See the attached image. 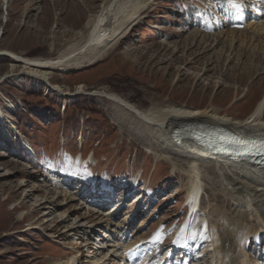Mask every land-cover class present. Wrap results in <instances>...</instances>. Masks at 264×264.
<instances>
[{
	"label": "rangeland",
	"instance_id": "374dc122",
	"mask_svg": "<svg viewBox=\"0 0 264 264\" xmlns=\"http://www.w3.org/2000/svg\"><path fill=\"white\" fill-rule=\"evenodd\" d=\"M1 2V52L55 59L79 42L76 38L82 31L87 33V18L99 10L102 0H9L6 14ZM174 11L171 3L157 0L143 13L140 23L129 30L128 38L109 47L101 60L80 68L49 69L51 84L71 97H61L57 92L45 94L47 86L20 73L21 63L10 55L0 56V111L16 128L14 132L7 126L11 137L0 136V264H56L79 252L83 255L79 264H86L88 254L97 249L92 245L96 240L101 239L100 255L111 251L107 247L123 245L117 239L113 241L114 234L122 232L125 217L138 208L136 200H125V210L112 222L108 217L111 211L104 215L87 206L85 193L78 195L62 188L59 173L66 164L68 149L84 154L93 151L99 162L94 167L100 169L98 172H105L106 167H116L119 175L141 172L147 182L159 187L154 196L158 203L147 210V217H157L149 229L181 212L190 187L184 168L193 162L180 161L177 165L169 161L175 171L160 164L158 155L166 152L151 142L156 139L149 135L150 129L118 111L101 92L117 94L141 110L186 106L235 121L246 119L264 99V37L245 43L228 42L232 46L226 45L224 39L209 36L193 40L191 31H181L179 15ZM222 47L224 53H217ZM257 51L258 59L250 56ZM79 87L84 88L80 93ZM25 141L34 146L37 157L23 150ZM61 147L65 150L58 152ZM55 167V173L49 174ZM201 167L211 176L207 165ZM95 169L90 167L88 175L96 174ZM220 184L223 197V181ZM62 192L74 201L66 203ZM209 202L214 203L213 197L205 195L204 209ZM201 231L190 237L196 248L188 249L190 257L198 256L202 250L214 255L210 246L204 245L207 238L202 242ZM134 232L133 238L138 234L141 241L149 235L144 234L148 229L140 232L141 236L139 231ZM199 238L205 247L201 250ZM262 254L264 249L258 252L255 264H264Z\"/></svg>",
	"mask_w": 264,
	"mask_h": 264
},
{
	"label": "bare ground",
	"instance_id": "6f19581e",
	"mask_svg": "<svg viewBox=\"0 0 264 264\" xmlns=\"http://www.w3.org/2000/svg\"><path fill=\"white\" fill-rule=\"evenodd\" d=\"M1 1L2 10H4L6 14L9 0ZM156 1L157 0H102L99 10L87 18L84 26L87 33L84 34L82 31L81 36L76 38L79 39V42L72 44L55 59L28 58L11 51L4 53H7L8 56L10 55L11 57H9L15 62L22 64V70L20 71L22 75H27L47 86V93L45 92V94H50L48 92H57L58 94L60 93L59 95H61V97H71L68 96L67 93L65 94L59 86L51 84L50 80L52 74L50 70L68 67L80 68L87 63L90 64L92 61L96 62L101 60L108 54V50L111 46L113 47L119 39L121 41L128 38V34L130 33L129 30L140 23L143 19V13L150 9ZM213 9L217 8L212 5L209 15H197V18L189 24V29L193 28V30H189L192 33L191 36L193 40L194 38L209 36L218 41L224 39L226 45L232 46L228 44V42L241 40L245 43L246 41L254 40L255 37H264V25H251L240 31L227 30L223 27L220 28L219 17ZM190 17L191 14L188 15V18ZM183 26L187 30L188 25L184 23ZM203 33H209L212 36L209 34L204 35ZM224 50L225 48L222 47L217 53L223 54ZM228 50L232 54V49L229 48ZM4 53L1 52L0 54ZM261 53L264 54V52ZM257 54L258 51L250 56L256 58ZM10 67V71L13 72L15 69L14 65ZM15 77L19 80L18 74ZM83 90L84 88L82 89V87H79L77 91L80 93V91ZM78 92H76V94H78ZM101 93L103 97L113 103L118 111L124 113L127 117L137 120L139 125L145 129H150V131H148L149 135L156 139L155 141L153 139L151 142L154 143L158 150L161 149L166 152V154L162 152V155H158L160 164L170 167L169 161H175L177 165H179L180 161L193 162V165H189L190 167H188V169L187 166L184 168L185 176L188 178V184L190 185L188 193L189 195L191 194V199L196 198V196L198 197L203 189L207 197L211 195L214 200V203L209 202L208 205V208H210L208 211L209 222L212 225V238L210 237L211 241H209V251L212 254L214 253V255H212L214 256L212 260L213 264H252L247 253H245L246 246L252 235L264 239V232L259 231L260 229L264 231V171L248 167V165H242L241 162L230 161L226 158L213 155L210 152L201 151L197 144L188 138L189 133L187 132L179 135L178 139L175 140L173 131L180 125L193 123L224 128L244 137L264 136V99L256 105L246 119L243 121H235L229 116L219 115L207 110H192L186 106L174 107L167 105L161 108L151 107L146 110H141L117 94L110 92ZM0 118V136L3 138L11 137L7 126H10L14 132H16V128L14 129V126L9 122V119L3 111H0ZM25 146L27 149H30V144L26 141ZM180 158H182V160H179ZM76 164L77 166L73 168V166L71 167V162L67 163L66 170L62 175L64 182L72 184L77 178V175L81 173L83 170V162L77 159ZM201 165H207L211 176L207 175L206 171L203 173ZM171 169L175 171L174 167ZM199 170L201 171L199 172ZM221 181H223L225 188L223 197L220 194L222 187L220 184ZM84 184H88L87 178ZM201 184H203V186H201ZM211 185H213L212 188ZM63 196L66 203L74 201L67 196V194ZM223 201L225 205H223ZM121 203L122 202H119V204ZM116 212L115 210V213ZM115 215L116 214L113 215L111 221ZM130 215L131 213L126 216V221H124L126 226L130 221ZM203 226L207 228V224L204 223ZM126 228L127 227H124L123 237L127 236ZM114 236L117 238V242H121L123 245H121V247L119 246L120 244L107 247L111 251H107L106 254L102 253L100 255L99 252L103 249L100 243L99 247L101 249L89 253L88 257H86L88 259L86 260V264H109L110 262H114L113 264H145L146 261H148L149 258L147 253H149V251H137L139 249V247H137L138 242L131 241L127 243L126 241L129 237L126 239H119L118 241V236L115 234ZM100 237L103 238L102 235H100ZM107 237H109V235H107ZM75 239L80 241L79 237H75ZM102 241L104 240L102 239ZM108 242H111V240H108ZM115 247H117L118 250H115ZM194 249L196 251V248ZM195 251L192 250V252ZM196 253H194V255ZM76 255L77 256H71L67 258V260L56 264H79L81 261L80 257L83 255L81 252H79V254L76 253ZM186 257L189 259V252L186 253ZM185 264H189V262L186 261Z\"/></svg>",
	"mask_w": 264,
	"mask_h": 264
},
{
	"label": "snow or ice",
	"instance_id": "6c2138e0",
	"mask_svg": "<svg viewBox=\"0 0 264 264\" xmlns=\"http://www.w3.org/2000/svg\"><path fill=\"white\" fill-rule=\"evenodd\" d=\"M233 7H238V5H236L235 3H233ZM238 143L247 145L249 142H247V141H239ZM251 146L252 147L259 148L261 151H264V143L259 144V145L253 143Z\"/></svg>",
	"mask_w": 264,
	"mask_h": 264
},
{
	"label": "water",
	"instance_id": "95a60500",
	"mask_svg": "<svg viewBox=\"0 0 264 264\" xmlns=\"http://www.w3.org/2000/svg\"><path fill=\"white\" fill-rule=\"evenodd\" d=\"M0 55H3V56H7V57H9L8 55H5V54H0Z\"/></svg>",
	"mask_w": 264,
	"mask_h": 264
}]
</instances>
